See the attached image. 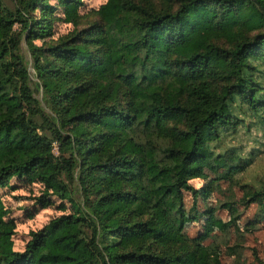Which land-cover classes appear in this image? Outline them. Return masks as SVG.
<instances>
[{
  "label": "trees",
  "instance_id": "obj_1",
  "mask_svg": "<svg viewBox=\"0 0 264 264\" xmlns=\"http://www.w3.org/2000/svg\"><path fill=\"white\" fill-rule=\"evenodd\" d=\"M12 1L0 0V189L39 184V208L57 200L62 214L14 251L0 212V264H223L183 238L184 195L195 205L254 160L222 143L245 118L264 127V0H107L84 15L83 0ZM56 22L71 30L54 39ZM242 200L264 220V183Z\"/></svg>",
  "mask_w": 264,
  "mask_h": 264
},
{
  "label": "rangeland",
  "instance_id": "obj_2",
  "mask_svg": "<svg viewBox=\"0 0 264 264\" xmlns=\"http://www.w3.org/2000/svg\"><path fill=\"white\" fill-rule=\"evenodd\" d=\"M106 1L83 0L84 5L79 12L84 15L97 10ZM4 3L9 9H14L12 0H4ZM14 28L20 31L19 25ZM70 30V25L56 22L53 38L66 35ZM45 41H49V38ZM41 43L35 42L37 45ZM21 53L28 62L34 97L42 103L44 112L48 114L35 86L36 79L30 68L31 60L24 38ZM262 76L259 81L264 84ZM54 146L57 149V144ZM231 147L243 158H254L252 164L236 175L235 182L214 183L210 195L206 198L200 195L195 205L190 194L185 193V226L182 235L190 245L214 249L223 264H258L257 259L264 263V220L257 222L259 208L256 203L245 204L242 200L246 190H260L264 183V127L257 120L245 118L244 127H240L236 133L227 134L223 140V149ZM213 177L208 173L206 180H193L190 185L199 190L206 187ZM41 194L42 187L39 184H29L16 178L11 180L10 187L0 189V212L4 213L1 221L12 223L14 227L10 238L14 251L24 249L29 232L40 230L51 219L62 214L57 200L41 210L35 201Z\"/></svg>",
  "mask_w": 264,
  "mask_h": 264
}]
</instances>
